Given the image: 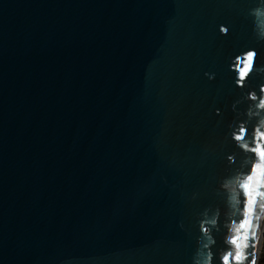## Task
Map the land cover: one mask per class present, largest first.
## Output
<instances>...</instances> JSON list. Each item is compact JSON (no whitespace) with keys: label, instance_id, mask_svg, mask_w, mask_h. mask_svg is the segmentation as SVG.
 Wrapping results in <instances>:
<instances>
[{"label":"water","instance_id":"1","mask_svg":"<svg viewBox=\"0 0 264 264\" xmlns=\"http://www.w3.org/2000/svg\"><path fill=\"white\" fill-rule=\"evenodd\" d=\"M260 5L0 0V264H257Z\"/></svg>","mask_w":264,"mask_h":264},{"label":"clouds","instance_id":"2","mask_svg":"<svg viewBox=\"0 0 264 264\" xmlns=\"http://www.w3.org/2000/svg\"><path fill=\"white\" fill-rule=\"evenodd\" d=\"M252 14L258 19L260 20V24H259V34L261 37H264V0H261V5L252 9ZM221 32L226 34L228 29L226 26L221 25L220 28ZM254 56H255V52L249 50L246 53L245 59L243 61L240 60L239 56L235 57V71L238 75V79L236 80V83L240 86H243L245 83V78L249 77V73L253 71V62H254ZM243 64V66L241 67L240 64ZM261 93L264 94V85H261ZM249 98L253 101L257 100V96L256 93L250 92L249 93ZM256 108L257 109H264V96H262L259 99V103L256 104ZM262 124H264V121H261ZM256 138L257 140L260 139H264V131H261L260 127L258 126L256 128ZM245 133V128L240 127L239 128V132H234L233 133V138L236 141H240L242 140L243 134ZM243 147L247 148L248 146L245 144L243 145ZM251 151L256 152L259 154V157L261 159L262 163H258L255 164L253 166V175H251L252 177H255L256 174L259 173V170L262 168V166H264V149H262L261 147L257 146L255 148H252ZM248 181H250V176L247 178ZM245 185H247V183H243L241 184V187L246 188ZM249 199L247 202V207H246V212H245V218L243 221H241L240 225L234 230L237 233L240 232L241 228H245L246 226L250 225L251 222V217H252V212H253V203L255 201V196L253 194L249 195ZM260 208L262 211H264V204L260 205ZM252 237L255 238V231L252 232ZM247 239L246 236H240V237H234V238H230V242L235 245V252H228L227 255H225L223 257L224 260V264H228V259L227 257L229 255H231L232 257H234V259L236 261H240L241 260V251H240V246L241 244L244 243V240ZM239 240V243H238ZM247 245H245L246 247ZM204 264H211V254H209L208 258L204 261Z\"/></svg>","mask_w":264,"mask_h":264},{"label":"trees","instance_id":"3","mask_svg":"<svg viewBox=\"0 0 264 264\" xmlns=\"http://www.w3.org/2000/svg\"><path fill=\"white\" fill-rule=\"evenodd\" d=\"M257 264H264V237H263L262 247L260 249V254Z\"/></svg>","mask_w":264,"mask_h":264},{"label":"snow or ice","instance_id":"4","mask_svg":"<svg viewBox=\"0 0 264 264\" xmlns=\"http://www.w3.org/2000/svg\"><path fill=\"white\" fill-rule=\"evenodd\" d=\"M254 178H256L257 183H259V173L256 174L255 177L250 176V181H252ZM245 187H246V188H249V184L245 185ZM251 194H252V192L250 191V192H249V195H251ZM260 195L264 196V193H260ZM230 257H232V256L229 255V256L227 257V259L229 260Z\"/></svg>","mask_w":264,"mask_h":264},{"label":"rangeland","instance_id":"5","mask_svg":"<svg viewBox=\"0 0 264 264\" xmlns=\"http://www.w3.org/2000/svg\"><path fill=\"white\" fill-rule=\"evenodd\" d=\"M263 237H264V236H263ZM262 241H263V238H262L261 243H260V249H261V247H262ZM260 249H259V254H260ZM259 254H258V259H259ZM258 259H257V263H258Z\"/></svg>","mask_w":264,"mask_h":264},{"label":"bare ground","instance_id":"6","mask_svg":"<svg viewBox=\"0 0 264 264\" xmlns=\"http://www.w3.org/2000/svg\"><path fill=\"white\" fill-rule=\"evenodd\" d=\"M256 257H257V252L255 251V255H254V261H255Z\"/></svg>","mask_w":264,"mask_h":264}]
</instances>
